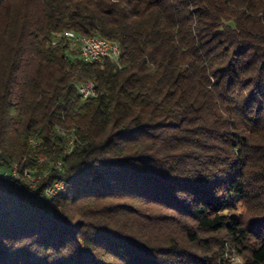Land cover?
Returning a JSON list of instances; mask_svg holds the SVG:
<instances>
[{"label":"trees","instance_id":"trees-1","mask_svg":"<svg viewBox=\"0 0 264 264\" xmlns=\"http://www.w3.org/2000/svg\"><path fill=\"white\" fill-rule=\"evenodd\" d=\"M220 232L264 264V0H0V264H226Z\"/></svg>","mask_w":264,"mask_h":264},{"label":"rangeland","instance_id":"rangeland-1","mask_svg":"<svg viewBox=\"0 0 264 264\" xmlns=\"http://www.w3.org/2000/svg\"><path fill=\"white\" fill-rule=\"evenodd\" d=\"M40 160L43 158L40 157ZM16 167L18 170V166L16 164L11 165V167ZM32 170V169H31ZM33 171V170H32ZM35 172L33 171V174ZM36 181L39 179V175H36ZM234 209L231 211L233 214H236L243 219L244 224H247V222L251 218V214L248 210V206L243 204V202L238 199V197L234 198ZM204 237H207V240H209V244L211 243L213 245V254L212 260H216V262H223L226 264H242L244 261V258L248 256V252L244 251L242 254L238 252V247L236 244H234L228 237H226L222 232L218 234H208L204 235ZM236 246V247H234Z\"/></svg>","mask_w":264,"mask_h":264},{"label":"bare ground","instance_id":"bare-ground-1","mask_svg":"<svg viewBox=\"0 0 264 264\" xmlns=\"http://www.w3.org/2000/svg\"><path fill=\"white\" fill-rule=\"evenodd\" d=\"M65 35L68 38H71L74 41H78V39H80L82 42H84V45H86V47H94V39L90 38V36H83V35H78L73 31H66ZM96 40L99 42V44L103 47H115V52H111V53H107V58H111L114 62H116L118 64L119 62V56H120V47L119 45L114 42L111 41L107 38H104L100 35H96ZM80 59L85 61V62H89V63H94V62H101L100 57L99 56H91V62L90 60H84V55H79ZM89 85L94 87V83L92 81H85L83 83L78 84L77 86H80L81 89H88V96H85L84 93H79L81 99H87L90 96H93L95 94V89H89ZM31 170L30 169H25L23 171V179L26 178L28 184H33V181H36V176L33 174H31ZM11 176L13 177H17V178H21L19 171L17 170V168L14 166L13 168H11ZM64 186V182H60V184L58 186H56L55 190L53 191L52 195H47L49 197L54 196L55 194H57Z\"/></svg>","mask_w":264,"mask_h":264},{"label":"built area","instance_id":"built-area-1","mask_svg":"<svg viewBox=\"0 0 264 264\" xmlns=\"http://www.w3.org/2000/svg\"><path fill=\"white\" fill-rule=\"evenodd\" d=\"M90 38L94 39V47H86V45H84V42H82L80 39H78V41H71L75 44L76 49L79 51V55H84V60H90L91 62V56H99L100 60L103 61L107 59V53L115 52V47L101 46L99 42L96 40V34L90 35ZM67 39L69 40V38ZM76 89L78 93H84L85 96H88V89H81L80 86H76ZM89 89H95V87L89 85ZM68 143H69V149H71L72 141L69 140ZM11 168L13 167H9L8 169L3 170L2 175L17 179V177L11 176ZM60 182H62V180L56 181L52 185L48 186L45 189V195H52L56 186H58ZM34 185H35V181H33V184H29V186H34Z\"/></svg>","mask_w":264,"mask_h":264}]
</instances>
